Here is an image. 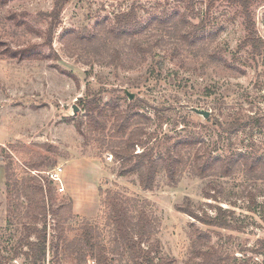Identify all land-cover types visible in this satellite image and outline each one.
Returning a JSON list of instances; mask_svg holds the SVG:
<instances>
[{"label": "rangeland", "instance_id": "obj_1", "mask_svg": "<svg viewBox=\"0 0 264 264\" xmlns=\"http://www.w3.org/2000/svg\"><path fill=\"white\" fill-rule=\"evenodd\" d=\"M1 1L0 264H30L23 254L26 247H21L27 233L18 220L23 207H13V212L8 209L3 161L7 155L12 158L11 171L15 168L16 175L36 168L30 170L32 175L45 178L46 184L52 182L56 203L66 211L62 217L66 219L68 209L74 215L63 224L68 237L79 231L83 220L93 223L101 215L104 193L111 189L143 202L157 217L159 254L172 258L173 264H185L189 256L192 223L208 231L210 243L221 251L259 261L261 255L250 249L259 240L264 242V209H250L243 193L250 183L242 173L219 180L226 191L216 201L202 196L208 179L186 171L175 185L168 183L161 172L154 188L143 190L135 175H117L119 163L97 140L83 136L88 120L79 102L81 98L96 96L102 105L125 108L135 104L136 110L150 117L149 131L157 138L191 133L202 138L205 147L214 153L250 150L264 154L263 130L250 125L234 131L226 129L235 120L244 122L253 114L264 113V48L254 57L238 50L245 35L239 9L225 0H216L207 10L209 0H196L190 14L194 23L203 19L213 34L214 45L236 69L227 70L186 53L174 57L167 49H157L142 64L123 68L86 63L66 48L68 38L64 34L70 29L82 31L99 21H111L115 14L131 6L136 8L139 19L147 22L164 10L181 7V0H70L59 13L51 34L48 14L55 0ZM252 14L264 39V0L253 3ZM4 47L30 48L33 54L19 60L8 56ZM74 104L78 107L76 113L72 111ZM191 108L208 110L210 115L203 118ZM58 166L62 168L60 182L47 175ZM186 199L199 212L211 215L221 206L232 227H208L194 221L176 207ZM261 200L257 197L258 202ZM59 217L62 218L52 213L47 216V250L41 264H75L68 255H54ZM98 230L99 239L108 248L109 227L101 221ZM115 263L125 264V260Z\"/></svg>", "mask_w": 264, "mask_h": 264}, {"label": "trees", "instance_id": "obj_2", "mask_svg": "<svg viewBox=\"0 0 264 264\" xmlns=\"http://www.w3.org/2000/svg\"><path fill=\"white\" fill-rule=\"evenodd\" d=\"M6 1L9 0H2L1 4ZM195 1L181 0L183 8L164 10L147 22L141 21L136 8L131 6L127 11L115 14L111 21L97 22L91 29L67 30L64 34V38H68L66 48L90 64L132 68L142 64L157 49H167L174 57L186 53L192 58H203L207 63L227 70L236 69L214 45L213 34L208 32L203 19L195 23L191 21L190 14H193ZM215 1H208L207 10ZM225 1L237 7L242 17L245 35L238 50L246 51L250 57L260 55L264 39L257 31L252 14V5L256 0ZM68 2L70 0L54 1V7L48 14L51 19L48 22L49 34ZM4 49L8 56L19 60L33 54L30 48ZM79 102L88 120L83 136L97 140L100 147L119 163L117 175H135L141 189L152 190L161 172H164L168 183L175 185L186 171L197 178L208 179L202 188V196L206 200L216 201L226 191L219 180L242 173L250 183L243 192L249 199L250 209H264V154L250 150L214 153L205 147L202 138L191 133L176 138L163 134L157 138L154 132L149 131L150 117L136 110L135 104L125 108L115 104L102 105L96 96L81 98ZM157 117L162 119L159 113ZM247 125L264 131V113L253 114L244 122L235 120L226 129L234 131ZM137 147L140 151H137ZM11 159L9 155L3 156L8 209L13 212V207L20 210L23 207L18 216L27 229L21 243V247H26L23 254L30 264H41L46 258L47 216L52 213L62 217L63 211H66L56 203L51 181L46 184L45 178L32 175L30 170L36 168H27L16 175L15 168L11 171ZM104 194L101 215L93 223L83 220L79 231L72 237L65 234L63 227L66 219L74 217L71 210L68 209L66 219L59 217L56 220L58 236L54 255H68L75 264H116V261L122 260H125V264H173L172 258L159 254L156 237L158 219L146 209L145 204L111 189ZM259 196L262 197L261 202L257 201ZM20 199L24 202H19ZM176 207L202 225L232 227L231 221L225 216L226 210L221 206L216 207L213 215L206 211L199 212L189 199ZM101 221L111 233L108 248L99 239L98 225ZM191 228L189 256L185 264H264V242L260 240L250 250L261 255V259L252 261L251 257L221 251L210 243L208 231L193 223Z\"/></svg>", "mask_w": 264, "mask_h": 264}, {"label": "water", "instance_id": "obj_3", "mask_svg": "<svg viewBox=\"0 0 264 264\" xmlns=\"http://www.w3.org/2000/svg\"><path fill=\"white\" fill-rule=\"evenodd\" d=\"M129 98L132 99L133 95L129 94ZM72 111L73 113H76L78 111V107L75 104L72 106ZM191 111H193L196 114L201 115L203 118H208V116L210 115L209 111L205 109L191 108Z\"/></svg>", "mask_w": 264, "mask_h": 264}, {"label": "built area", "instance_id": "obj_4", "mask_svg": "<svg viewBox=\"0 0 264 264\" xmlns=\"http://www.w3.org/2000/svg\"><path fill=\"white\" fill-rule=\"evenodd\" d=\"M62 173V168L60 166L56 167L54 170H52L51 172L47 173L49 179L53 180V181H58L60 182V175ZM63 187L61 186L60 190H62Z\"/></svg>", "mask_w": 264, "mask_h": 264}, {"label": "crops", "instance_id": "obj_5", "mask_svg": "<svg viewBox=\"0 0 264 264\" xmlns=\"http://www.w3.org/2000/svg\"><path fill=\"white\" fill-rule=\"evenodd\" d=\"M64 168H66V167H64Z\"/></svg>", "mask_w": 264, "mask_h": 264}]
</instances>
